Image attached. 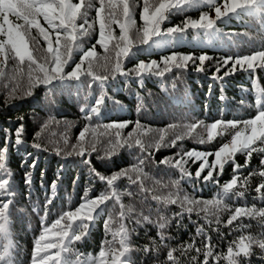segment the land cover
Segmentation results:
<instances>
[{"label":"snow or ice","instance_id":"1","mask_svg":"<svg viewBox=\"0 0 264 264\" xmlns=\"http://www.w3.org/2000/svg\"><path fill=\"white\" fill-rule=\"evenodd\" d=\"M138 7L141 8L140 26H137L135 19ZM92 10L95 11V18L90 22L89 14ZM189 10H198L199 17L194 19L185 16L181 24L162 27L172 16L184 15ZM210 12H214V17ZM233 18H248L264 27V0H142V5L141 0H0V87L9 88L11 85L9 95L15 97L19 91L20 98L34 95L35 90L40 87L53 97L71 89L76 90L78 98L84 93V103L79 111L88 123L79 132L75 144L67 148L69 140L65 136V147L58 146L55 152L64 158H81V162L92 169L93 179L90 185L97 181L104 185L103 190L95 196L90 195V187L75 208L62 211L49 224V206L57 194V181H52L49 186L50 195L47 196L41 217V231L34 240L32 264H136L134 253L143 252L145 256L153 253L159 255L162 247L168 248L162 264H183L181 257L184 256L188 257L190 264H210V261L220 264L221 260L225 261V264H250V258L256 249H259L264 258V231L259 235L250 232L245 234L242 231L250 227L243 223L245 217L258 219V223L264 228V170L249 171L243 180V173L240 171L249 167L254 153L261 155L260 165L264 168V87L260 86L255 78L257 69L264 70V47L250 54L229 55L217 60L215 72L210 77L213 80L223 81L237 71L248 72L250 77H253L250 91L254 93V102L241 97L239 104L254 107L255 114L247 119L215 120L205 125L207 139H199L197 142L200 144L210 143L217 135H223L229 129L233 130L230 141L223 143L215 153L195 149L183 154L177 151L175 156L179 159L165 157L158 162L178 171L180 178L162 185L167 191L151 195V199L156 201L155 211L158 216L155 220L150 214H144L143 211L137 213L133 206L123 202V197H133L135 193L128 189L122 191L118 182L127 179L130 184L138 185L139 192L151 193L152 189L144 184V180L150 176L144 169L146 162L156 163L152 159L156 151L165 147H177L178 141L191 136L203 122L169 124L167 128L158 130L159 136L154 144L143 142L141 136L151 129H144L139 120L135 122L133 131L126 136L122 134L123 130L132 124V121L93 123L94 118L102 115L108 101L122 108L121 102L109 95L108 89L112 87L110 80L115 81L118 76L125 77L126 81L134 78L143 86L145 78L155 76L162 79L174 68L186 70L189 62L195 65L196 71L205 72V62L213 58L206 53L196 57L171 51L168 55H161L159 62L138 61L134 67L127 70L125 61L131 63L142 53L174 49L182 44L188 35H191L194 46L210 47L224 43L231 48L235 45L234 37L239 34H226L220 25L230 22ZM95 25H98V37L94 44L85 47L84 38L91 37ZM113 25L119 28V35H116ZM41 40L44 42L43 47ZM97 45L103 49L104 55L96 51ZM99 68H103L106 74H99ZM222 69L227 71L220 75ZM220 99L223 100L224 97L221 96ZM140 107L142 101L138 104V109ZM19 119L23 120V117ZM41 127L47 128L48 123L45 122ZM177 127L185 128L186 132L166 143L168 130ZM99 128L106 130L100 135H107L108 131L115 130L107 140V147L102 150L97 147L99 141L96 138V130ZM23 133V124L15 130L14 140L8 130H5L4 143L0 145V264H17L18 246L15 245L10 230V206L14 204L16 193L11 183L13 173L7 164V158L10 147L19 149V146L25 143ZM137 133L139 134L134 138ZM40 135L38 132L36 137ZM32 146L37 150H48L39 142L33 143ZM134 147L138 152L131 151ZM179 147L183 148V145ZM121 150L129 151L134 156L135 163L109 175L102 174L92 167V153L97 154L98 160L110 161L113 156L119 155ZM237 153L245 156L243 165L237 163ZM213 155L214 159L209 163L208 157ZM189 160L192 163L201 161L194 178L186 167ZM229 163L232 165L233 176L221 184L219 178ZM32 167H35V162ZM205 171L206 175L202 176ZM254 175L262 178L254 189L257 195L253 197L254 201H260L261 206L258 207L256 203L250 206L243 203L233 207V204L227 201L234 202L245 198L250 178ZM182 180L189 183L199 180L212 183L217 186L218 191L212 199H199L183 189ZM24 183L29 186L32 184L31 173L25 174ZM156 183L160 184V181ZM241 188L244 191H241ZM173 205L180 210L172 212L169 216L166 214L167 210ZM116 206L118 211L110 210ZM149 207L151 208V205ZM34 211L39 214V209ZM223 211L231 213L224 226H233L230 232L241 231V235L229 243L226 253H214L216 246L202 225L196 228V236L203 237L201 247L196 246L194 239L179 248L169 247L168 241L172 237L167 233V229L173 220L179 227L185 213L190 221L195 213L209 225L213 223L210 217H215V224L220 225L219 213ZM105 213L106 235L99 251L96 254L80 252L74 245L90 234L97 218ZM132 221L140 227H156L158 239L150 238L149 244L135 247L132 244L135 228L128 226ZM236 221L240 222L234 224ZM211 231L219 232V228H211ZM192 252H195V255H189Z\"/></svg>","mask_w":264,"mask_h":264},{"label":"trees","instance_id":"2","mask_svg":"<svg viewBox=\"0 0 264 264\" xmlns=\"http://www.w3.org/2000/svg\"><path fill=\"white\" fill-rule=\"evenodd\" d=\"M140 11L141 8L138 7L135 16L137 26L142 23ZM199 15L200 12L198 10H189L184 15L172 16L171 20L166 21L162 27L181 24L185 16H191L195 19ZM210 15L214 17L215 14L210 12ZM94 18L95 11L92 10L89 14L90 22ZM41 23L43 24V20H41ZM78 23H82V21H78ZM220 27L226 34H239L234 37L235 45L231 48L224 43L210 47L194 46L191 42V35H188L185 41L174 49L164 52H152L150 54L142 53L131 63L125 61V70H127L134 67L138 61L147 63L151 60H156L159 62L161 55H168L171 51L192 54L196 57L206 53L213 58L205 62V72L196 71L195 65L189 62L186 70L174 68L172 72L166 73L162 79L155 76L145 78L143 86H140L134 78L126 81L125 77L118 76L115 81L110 80L109 83L112 87L108 89L109 95L120 101L122 108L120 105H114L112 101H108L102 115L93 120L94 124H107L119 120L132 121L133 123L123 130L122 134L124 136L133 131L135 122L139 120L144 129H151L150 132L141 136L145 144H154L159 136L158 130L167 128L169 124L182 125L198 121L203 122L192 132L191 136H186L182 141H178L177 147H165L156 151L152 158L156 163L146 162L144 169L145 172L150 173V176L144 180V184L147 188L152 189L151 193L139 192L138 185L130 184L127 179H122L118 182V186L122 191L128 189L135 193L133 197H123V202L126 205L133 206L137 213L143 211L144 214H150L154 220L157 219L158 214L155 211L156 201L151 199V195H158L167 191V189L162 188V185L180 178L178 171L158 162L165 157H175L177 159L175 156L177 151L183 154L195 149L197 151L215 153L223 143L230 141L233 130L229 129L223 135H217L210 143L200 144L197 142L199 139H207L205 125L215 120L247 119L255 114L254 107H245L239 104L241 97H244L247 101L254 102V93L250 91L253 77H250L248 72L237 71L235 74L227 76L223 81L213 80L210 77L215 72L217 60L229 55L250 54L264 47V27L248 18H233L230 22L221 24ZM113 28L116 35H119V28L116 25H113ZM98 31V25H95L91 37L84 38L85 47H90L95 43ZM244 33H247V35H244ZM33 34L35 35L34 29ZM40 44L42 47L44 46L43 40L40 41ZM96 51L100 55H104V51L99 45H97ZM36 54L40 55L41 53ZM228 67L230 68L231 64ZM97 71L101 75L106 74L103 68H99ZM224 71H227V69H222L220 75H223ZM255 78L259 85L264 87V70L257 69ZM21 83L23 84V81ZM10 87L11 85H9V88L0 87V145L4 143L5 130H8L14 140L15 130L20 124L24 126L23 140L25 141L24 144L19 146V149L13 146L10 147L8 152L7 164L13 173L11 183L16 193L13 198L14 204L10 206V230L12 239L15 245L18 246L17 264H32L34 240L41 231V217L47 196L50 195L49 186L52 181H57V194L52 205L49 206L50 211L47 217L49 224L62 211L75 208L81 202V197L85 191L90 187V195L95 196L103 190L104 185L99 181L94 185H90V181L93 179L92 169L82 163L81 158H64L56 155L55 152L56 147H65L63 145L65 136L69 140L67 148L75 144L79 132L88 123L83 119L79 111L80 106L84 103V93H81L78 98L76 90L71 89L63 94L57 93L53 97L47 94L43 87H40L35 90L34 95L20 98L19 91L15 97L9 95ZM93 87L95 88L96 86L93 85ZM245 89L249 91L246 92L244 91ZM221 96L224 97L223 100L220 99ZM141 101L142 107L138 109V104ZM19 117H23V120H20ZM50 117L55 119H50ZM45 122L48 123V127L42 129L41 126ZM68 125H71V127H68ZM180 130H182V133H180ZM96 131V138L99 141L97 147L102 150L107 147V140L110 135L114 134L115 130L108 131L107 135H100L106 132L103 128H99ZM38 132L41 135L37 138L36 134ZM185 132L186 129L183 127L169 129L166 143L177 135H183ZM138 134H134V138ZM91 138L92 134L90 132L89 139ZM35 142L41 143L48 150H37L32 146ZM181 144L183 148L179 147ZM131 151L136 153L138 149L134 147ZM101 154H103L102 151ZM96 156V153H92L90 157L92 167L105 175L135 163L134 156L126 150H121L119 155L113 156L110 161L98 160ZM260 158L261 155L253 154L249 167L240 170L243 173L241 180H243L244 176H247L249 171L258 172L259 170H264L260 165ZM213 159L214 155L209 156V163ZM236 161L243 165L245 156L237 153ZM33 162H35L34 168L32 167ZM200 163L199 161L192 163L189 160L186 165L193 178ZM206 171L202 173V176L206 175ZM26 173H31L32 184L30 186L24 183ZM58 174L59 179L57 180ZM232 176V165L229 163L225 166V171L219 178L220 183L223 184L230 180ZM261 179L258 175L252 176L245 198L227 202L233 204V207L243 203H247L249 206L256 203L258 207L261 206L260 201L253 200V197L257 195L254 189L261 182ZM156 181H160V184H157ZM181 185L187 193L204 200L212 199L218 191L217 186L212 183H204L202 180L194 183L182 180ZM240 190L244 191L243 188ZM150 205L151 208L149 207ZM34 209H39V214ZM110 210L116 212L118 211V206ZM179 210L173 205L169 207L166 214L170 216L172 212ZM230 214L228 211L219 213L221 218L220 225L215 224V217H210L213 223L209 225L204 219L197 217L195 213L192 214L190 221L188 214L185 213L181 226H176L175 220H173L172 225L167 229V233L172 237L168 241L169 247L179 248L181 245L191 243L193 239L196 241V246L201 247L203 237L196 236V228L202 225L207 234L211 236V242L216 246L214 253H226L229 243L241 235V231L230 232L233 226H224ZM202 216L203 213H201ZM105 219H107V213L97 218L90 234L82 242H77L74 247L85 254H96L106 235L104 232ZM239 222L236 221L234 224ZM243 223L250 225L249 228L242 230L245 234L250 232L253 235H259L264 231V228L258 223V219L245 217L243 218ZM128 226L129 228H135V232L132 233V244L135 247H143V245L150 243V238H157V229L152 225L140 227L132 221ZM211 228H219V232L211 231ZM167 251L168 248L162 247L159 255L153 253L145 256L143 252H137L133 255L136 259V264H162L166 258ZM189 255H195V252ZM181 259L183 264H190L187 256L181 257ZM200 259H203L202 255ZM210 264H214V262L210 261ZM220 264H225V261L221 260ZM250 264H264V258H262L259 249H256L255 254L250 258Z\"/></svg>","mask_w":264,"mask_h":264},{"label":"rangeland","instance_id":"3","mask_svg":"<svg viewBox=\"0 0 264 264\" xmlns=\"http://www.w3.org/2000/svg\"><path fill=\"white\" fill-rule=\"evenodd\" d=\"M180 133H182V130H180ZM177 159H179V157H177ZM199 162H201V161H199Z\"/></svg>","mask_w":264,"mask_h":264}]
</instances>
